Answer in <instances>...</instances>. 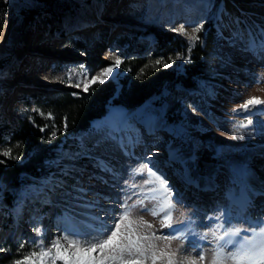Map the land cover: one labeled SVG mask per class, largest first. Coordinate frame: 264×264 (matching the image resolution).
<instances>
[{"label":"rangeland","instance_id":"rangeland-1","mask_svg":"<svg viewBox=\"0 0 264 264\" xmlns=\"http://www.w3.org/2000/svg\"><path fill=\"white\" fill-rule=\"evenodd\" d=\"M234 20L249 33L259 36L260 30L264 29V0H9L8 4L0 0V43L5 42L2 43L5 47H0V113H7L8 119L35 110L33 104L26 102L33 93L50 99L62 94L83 93L82 86L79 89L69 87L63 81L69 75L73 81L79 78L77 74L82 70L81 65L87 68L91 77L98 75L106 66L113 65L117 56L123 61L125 52L113 42L117 37L131 38L134 44L137 40L131 34L135 31H149L154 26L169 31L170 26L178 29L181 25L198 24L200 21H203V29L197 34L199 37L211 25H215L221 34L213 49V75L208 84L211 98L204 95L189 96L183 101L167 98L163 106L169 108L177 104V114L171 116L164 115L163 106L145 105L146 109H141L135 116L121 106L112 107L107 113L110 116L93 121L88 130L67 135V146L63 147L53 164V167L65 173V177L50 192L43 194L46 183L43 181L20 188L18 195L10 201V212L0 203V259L5 258L10 261L9 264H13L16 258L31 251L27 241L41 239L36 236L34 229L37 227L45 230L47 248L50 240L64 234L66 216L79 221L86 219V214L102 215L101 208L122 211L109 203L108 198L122 203L121 197L138 192L143 177L136 176L134 170L148 153L152 154L153 163L168 182L173 180L174 174L181 173V182L170 184L184 201V207H177L174 212L173 225L186 223L191 216L201 235L208 232L210 226L206 220L207 214L217 207H223V196L214 206L212 195L217 193L219 196L218 192L222 195L223 191L234 192L238 189L230 180L227 160L239 158L245 166L250 159L252 172L264 187V155L251 161L264 146V113L249 115L242 109V104L251 97L264 100V83H254L255 77L264 78V59L246 51L247 42H242L239 36L233 34ZM57 22L65 30L57 33L60 36L57 41L63 39L59 46L57 41L48 42L55 36L50 29L57 26ZM8 27L13 31L9 32ZM108 27L112 28L111 31ZM171 32L181 38L188 48L191 27L185 28L187 35ZM152 41L153 37L147 35L140 44H145L146 50H149ZM44 48L46 53L39 52ZM24 53L27 55L23 56ZM178 62L179 59L170 58L164 63L175 67ZM118 69H114L113 76L107 81L116 80ZM163 96L167 97V91ZM258 106L264 109V104ZM146 110L155 114L152 123L157 118L161 119L155 128L144 129L138 122ZM111 117L114 122L110 120ZM169 119L174 124L166 126L174 127L170 134L163 130L164 123ZM248 119H252V125L243 129L235 127L247 123ZM47 125L51 131L56 128L55 124ZM233 136L236 138L233 139ZM216 147H220L219 151ZM9 148L13 150L14 145L0 147V160H7L6 163L11 165L21 164L27 159L5 157L3 152ZM166 149L180 155L181 163L170 167L164 164ZM244 151L247 153L243 154ZM32 153L30 150L27 156ZM12 154L19 156L13 151ZM190 154H193V160H188ZM191 163L194 172L215 175L217 183L211 185L213 189L190 192L185 188V178H195L188 171ZM130 170H133L131 174ZM126 180L127 184L124 183ZM230 186L237 189L233 190ZM80 188L84 190L83 193L76 191ZM4 189L6 184L0 176V201L6 196ZM40 190L42 193H38ZM41 194L46 197L38 198L37 195ZM200 194L201 198H198ZM259 194L262 196L256 197L264 198L263 192ZM98 197L103 198L99 199L96 208L83 206ZM135 199L133 195L128 202L132 203ZM154 203L146 202L144 207L151 209ZM262 206L260 217L264 218V204ZM133 216L142 217L153 225L152 229L146 231L167 232V228H161L158 217L139 207L133 211ZM240 227L246 226L240 224ZM208 241L214 243L210 235L204 240L205 244ZM21 242L25 243L22 250L19 249ZM191 242H172L171 247L181 254L178 259L182 260L185 256L198 259ZM209 247V254L212 255ZM205 257L204 264H207L209 259Z\"/></svg>","mask_w":264,"mask_h":264},{"label":"snow or ice","instance_id":"snow-or-ice-1","mask_svg":"<svg viewBox=\"0 0 264 264\" xmlns=\"http://www.w3.org/2000/svg\"><path fill=\"white\" fill-rule=\"evenodd\" d=\"M8 3L9 0H4V4ZM186 27L192 28V35L188 36L190 44L187 51L190 53L196 42L200 40L197 34L203 29V21L198 24L181 25L178 29L170 26L169 31L187 35ZM246 51L264 59V29L260 30L259 36L249 33ZM113 55L115 56V53ZM177 59L191 61L190 56L185 57L179 54ZM121 63L122 60L117 56L113 65L106 66L98 75L91 77H89L87 68L81 65L82 70L77 74L79 78L73 81L72 76L69 75L63 82L69 87L78 89L82 86L83 92L87 93L93 85L104 84L112 77L114 69L118 68ZM156 64H161V60H157ZM163 66L169 68L172 65L164 63ZM254 83H264V78L255 77ZM72 95L78 96L79 94L72 93ZM261 104H264V100L251 97L242 104V109L244 112H250L252 108ZM46 118L52 119V114L48 113ZM252 123V119H248L247 123L235 127L243 129ZM43 130L41 128V131ZM52 136H55L54 132ZM235 138L233 136V139ZM3 155L12 159H20L19 156H13L11 148L3 152ZM0 163L4 161L0 160ZM132 171L130 170V174ZM134 172L136 176L143 177L142 186L138 192L121 197L122 203L108 198L109 203L115 204L122 211L116 212L111 208H101L102 215L86 214V219L79 221L66 216L64 234L50 240V246L47 248L45 247V230L37 227L34 230L36 236L41 239H29L27 244L32 250L16 258L13 264H204L206 257L199 251L202 245L198 242H191V247L198 254V259L185 256L180 260L178 259L181 255L179 250L171 247L175 240L183 242L195 236L192 230L195 221L189 216L187 222L182 223L180 227H172L174 212L177 207H184V201L153 163L151 153L141 158L140 166ZM124 183L127 184L128 181ZM76 191L84 192L82 188ZM121 191L123 192L124 189ZM133 195L136 199L129 203ZM102 198L98 197L97 200L87 202L83 206L89 209L96 208L99 199ZM153 201L155 203L151 209L144 207L146 202ZM137 207L149 212L153 217H158L161 228H169L170 231L159 233L146 231V229H152L153 225L142 217L133 216V211ZM246 207L247 201L242 204L240 210L243 211ZM104 217H109V219ZM207 219L211 222L208 232L199 236V240H205L210 235L214 241L211 259L207 264H264V218L252 220L245 217L237 221V223L246 225L241 228L233 224L230 208L217 207L214 215ZM24 247V242L19 243L20 250Z\"/></svg>","mask_w":264,"mask_h":264},{"label":"trees","instance_id":"trees-1","mask_svg":"<svg viewBox=\"0 0 264 264\" xmlns=\"http://www.w3.org/2000/svg\"><path fill=\"white\" fill-rule=\"evenodd\" d=\"M147 35L154 39L149 51H145V44H140ZM131 37H135L137 42L133 44V39L121 37L113 41L125 52L116 75L119 89L114 82L106 81L104 84L93 85L89 92L78 96L62 94L56 99H50L33 93L26 101L33 104V112L9 119L0 114V147L14 145V154L27 158L21 164L9 165L7 160L0 163V176L6 184V189L3 190L6 196L0 203L8 211L11 199L18 195L23 186H34L47 181L45 188L50 190L65 177V173L53 167V164L67 146V135L88 129L91 122L103 117L111 106L120 105L133 113L145 103L160 106L164 90H167V98L179 101L186 91L192 89H197L204 95L210 94L208 84L213 75V49L216 40L220 38L215 25L208 26L201 33L199 42L190 53L181 38L157 26L149 31H135ZM178 54L190 56L191 61L183 62L184 59H179L175 67L164 68V62L177 58ZM157 60H161V64L157 65ZM176 107L177 104L166 108V115H176ZM48 113L52 114L50 121L45 119ZM48 123L55 124L54 131L49 129ZM41 128L44 130L41 131ZM53 132L55 136H52ZM30 150L33 153L27 156ZM39 197L43 199L46 196ZM9 263L5 258L0 259V264Z\"/></svg>","mask_w":264,"mask_h":264},{"label":"bare ground","instance_id":"bare-ground-1","mask_svg":"<svg viewBox=\"0 0 264 264\" xmlns=\"http://www.w3.org/2000/svg\"><path fill=\"white\" fill-rule=\"evenodd\" d=\"M223 13L224 12H222V15H223ZM233 14H235V13L233 12ZM1 23H0V25H1ZM108 29L111 31L112 28L108 27ZM7 30H9V32H11L10 30L13 31V29H11L10 27H8ZM232 31H233V34L240 37L242 42H244V43L247 42L249 32L246 31L245 28L239 22L235 21V23L232 26ZM5 39L7 40V37ZM2 43H5V42H2ZM2 43H0V47H5ZM34 46H36V44H34ZM34 46L32 48H34ZM39 52H45L46 53V49L44 48L43 51H39ZM109 52H111V49L109 50ZM26 55H27V53L23 54V56H26ZM144 109H146V108H144ZM263 112H264V109L262 107L255 106L254 108L251 109L249 114H251V113L259 114V113H263ZM107 115L110 116V114H107ZM159 117H161V116L159 115ZM154 118H155V114H153V113L151 114L150 112H148L146 110L141 115L140 120H138V122L141 123V125L143 126L144 129L155 128L156 126H158V123L160 122L161 119L157 118V119H155V123H152V120ZM110 120L112 122H114L112 117ZM115 126L117 127V124H115ZM220 147H216L218 151H219ZM222 150H223V148L220 151L222 152ZM191 151H193V150H191ZM242 153L246 154L247 151H244ZM219 154H221V153H219ZM261 155H264V146H262L260 148V150H258L255 157L251 158V161H256L253 159H255V158L258 159L259 156H261ZM132 157H134V156H132ZM165 157H166V155L164 152V163H165ZM188 160H193V154L189 155ZM240 160L241 159H239V158H237V160L235 159L234 161L227 160L226 164L229 167V172L231 175L230 180L233 182L234 185L238 186V192L237 193L235 192V193L238 194V196L244 197L248 200L249 209L247 210L245 217L250 218L252 220H256L257 218H261L260 217L261 214L259 213V211H263L262 204H264V198L253 199V197L256 193H259V192L264 193V187L262 186V182L259 180V178L257 176H255L254 173L252 172V168L250 167V163H249L250 159H249V161L247 160V164L245 166H243L241 164ZM188 171H189V173H192L196 177L197 180H200V185L206 184L204 182L205 180L212 179V173L202 175V174H199L198 172H194L192 163L189 165ZM200 176H204V178H202ZM188 180H190V178H188V177L185 178V181H188ZM173 181H178V176H176V178H174ZM199 198H201V197H199ZM227 200L228 201L226 202V204H224L225 206L228 205V203H229V199H227ZM213 215H214V212L209 213L206 216V220L209 223V225L211 222L207 219V217H210ZM239 218H241V216H236L233 219V224L236 225L237 227H240V225H238L240 223H237V221H239ZM192 230L195 233V236L190 237L189 240L192 242H198L199 244H201L202 247L200 248L199 251L202 252L204 255H206L207 258L210 260L211 255L209 254V250H208L207 246L210 245L211 248L210 247L209 248L211 249V252H212L214 243H211L210 241H208L211 244H209V243L205 244L204 240H199V236L201 234H200V229L197 225L193 224Z\"/></svg>","mask_w":264,"mask_h":264}]
</instances>
